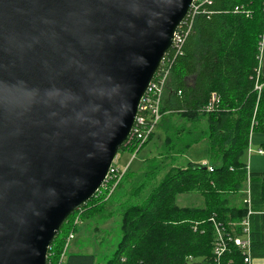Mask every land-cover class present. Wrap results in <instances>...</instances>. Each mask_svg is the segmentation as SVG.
Segmentation results:
<instances>
[{
    "label": "water",
    "instance_id": "water-1",
    "mask_svg": "<svg viewBox=\"0 0 264 264\" xmlns=\"http://www.w3.org/2000/svg\"><path fill=\"white\" fill-rule=\"evenodd\" d=\"M194 1L0 0V264H47Z\"/></svg>",
    "mask_w": 264,
    "mask_h": 264
},
{
    "label": "trees",
    "instance_id": "trees-1",
    "mask_svg": "<svg viewBox=\"0 0 264 264\" xmlns=\"http://www.w3.org/2000/svg\"><path fill=\"white\" fill-rule=\"evenodd\" d=\"M209 1L189 18L180 53H170L172 67L155 132L139 151L125 144L118 152L139 153L156 136L161 139L142 170H128L117 188L120 194L138 176L132 200L141 201L120 203L121 238L104 264H189L191 257L194 264H215L211 219L226 227L241 222L248 215V191L252 257L264 259V173L249 172L245 159L251 134L264 131L259 73L264 0ZM213 95L218 100L206 112ZM203 141L208 143L207 166L181 162ZM154 181L157 185L143 198ZM98 194L66 219L48 262L60 263L70 234L79 232L77 219L84 224L111 216L107 207L113 199ZM183 195H198L202 203L182 207L178 199ZM96 259L90 253H68L61 264H96ZM221 263L245 264L244 256L231 245Z\"/></svg>",
    "mask_w": 264,
    "mask_h": 264
},
{
    "label": "built area",
    "instance_id": "built-area-1",
    "mask_svg": "<svg viewBox=\"0 0 264 264\" xmlns=\"http://www.w3.org/2000/svg\"><path fill=\"white\" fill-rule=\"evenodd\" d=\"M205 3H210V1L209 0L194 1V4L192 5L187 18L179 26V28L174 34V40L171 50L164 56L162 63L159 67V70L157 71L153 81L149 84L144 96L141 99L138 115L135 119L133 130L131 131L129 138L125 143L126 145L137 147V151H139V149L150 139L152 134L155 132L158 123L161 120L162 101L172 67L170 53L171 52L180 53L184 40L190 31V26H189L190 23L188 20L191 17V15L194 16L197 13H199L201 7ZM187 27L188 29L186 30ZM259 73H260V68H259ZM256 89L261 90V87L256 86ZM217 100L218 99L216 95H213L212 100L205 108V111L206 112L213 111ZM258 153L260 155H263L264 151L259 150ZM203 165L207 166V163H203ZM129 168H130V164H128L125 169H121L119 167H116L113 163L105 179V182L103 183L102 187L97 192V194L99 193L98 195L100 196L108 192L110 195L113 194L116 188L118 187L119 183L121 182L122 178L129 170ZM209 170L212 172L213 168L209 167ZM247 193H248V197L245 199L244 203L248 205V215L241 222L231 223L229 227H226L225 225H223V223L216 221L215 218L211 219L216 233L214 246H213L215 264H222L221 261L231 245H234L235 247L241 250L244 256L245 264H252L253 262L251 222H250V216L253 214V211L251 210L249 191ZM237 231H239L241 235H237ZM73 239H74V234L72 233L70 234L67 240L65 252L61 257L59 264H61V262L65 259L66 251H67L66 249L69 243ZM48 258H49V253H48ZM48 258H47V264H56L53 261L48 262ZM189 261H190L189 264L195 263L194 262L195 260L192 257L190 258Z\"/></svg>",
    "mask_w": 264,
    "mask_h": 264
},
{
    "label": "rangeland",
    "instance_id": "rangeland-1",
    "mask_svg": "<svg viewBox=\"0 0 264 264\" xmlns=\"http://www.w3.org/2000/svg\"><path fill=\"white\" fill-rule=\"evenodd\" d=\"M161 139L156 136L148 145H146L139 153H129L120 154L117 156V159L114 162L116 167L125 169L128 164H130V172L139 173L143 168L144 161L149 158L155 150L160 146ZM208 152V143L203 141L200 144L192 147L186 155L181 159V162L187 163L189 161L207 163V153ZM251 156V155H250ZM259 157V156H257ZM246 161H249L248 156L246 155ZM248 164V162H247ZM123 180V178H122ZM121 180V182H122ZM139 181L138 176L133 178L130 181V184H127L125 190L118 193V190L114 191L113 194L105 193L103 196L105 200L113 199L111 204L107 207V215L111 213L110 217L98 218L82 224L78 219L80 229L78 234L74 235V239L69 243L66 251L68 253L78 254V253H90L96 256V264H104L106 258L113 254L115 248L121 238V215L119 205L122 202L128 201L132 203L140 202L141 200H132L133 196V187H136V183ZM120 182V183H121ZM160 182V181H158ZM119 183V185H120ZM118 185V186H119ZM157 185V182L154 181L149 185L146 193L143 194L145 198L153 187ZM138 186V185H137ZM124 189V188H123ZM122 190V189H121ZM248 190H246L247 192ZM116 192V193H115ZM119 195V198H118ZM239 201H237L238 203ZM178 203L182 207H195L200 206L202 200L198 195H183L178 199Z\"/></svg>",
    "mask_w": 264,
    "mask_h": 264
},
{
    "label": "crops",
    "instance_id": "crops-1",
    "mask_svg": "<svg viewBox=\"0 0 264 264\" xmlns=\"http://www.w3.org/2000/svg\"><path fill=\"white\" fill-rule=\"evenodd\" d=\"M260 74L262 78H264V37L262 41L261 56H260ZM259 150L264 151V131L254 132L250 136V146L247 152L249 161H247L248 162L247 165L249 172L251 173H264V154L260 155L258 153ZM189 162L201 163V162H193V161H189ZM252 264H264V259H253Z\"/></svg>",
    "mask_w": 264,
    "mask_h": 264
}]
</instances>
